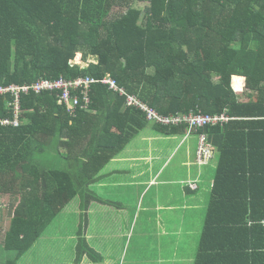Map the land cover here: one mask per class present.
Returning a JSON list of instances; mask_svg holds the SVG:
<instances>
[{"label": "trees", "instance_id": "trees-1", "mask_svg": "<svg viewBox=\"0 0 264 264\" xmlns=\"http://www.w3.org/2000/svg\"><path fill=\"white\" fill-rule=\"evenodd\" d=\"M78 55L85 67L74 64ZM107 77L163 116L232 118L197 132L218 152L219 167L196 264L252 262L264 249V0H0V88L98 82L90 110L74 117L57 93L22 97L18 128L2 126L14 108L0 97V196L17 201L0 264L29 255L77 197L100 201L90 186L148 126L186 133L151 123L99 84ZM234 77L239 91L245 82L243 93ZM54 158L70 169L49 168ZM5 253L18 259L5 263ZM77 253V264L100 260L84 228Z\"/></svg>", "mask_w": 264, "mask_h": 264}, {"label": "crops", "instance_id": "crops-1", "mask_svg": "<svg viewBox=\"0 0 264 264\" xmlns=\"http://www.w3.org/2000/svg\"><path fill=\"white\" fill-rule=\"evenodd\" d=\"M198 146L196 133L167 136L148 126L90 186L100 201L89 203L86 211L81 206L73 220L61 221L69 234L55 236L52 246L29 254L32 261L25 264H77L81 228L100 257L97 263L85 257L81 264H196L219 167L218 154L199 165ZM131 207L137 214L129 220ZM82 212L85 224L79 220ZM251 256L246 264H264V249Z\"/></svg>", "mask_w": 264, "mask_h": 264}, {"label": "built area", "instance_id": "built-area-1", "mask_svg": "<svg viewBox=\"0 0 264 264\" xmlns=\"http://www.w3.org/2000/svg\"><path fill=\"white\" fill-rule=\"evenodd\" d=\"M98 82L92 79H78L75 81H67L64 79L57 81L42 80L32 86H11L0 88V97L10 96L12 106L14 108V119L4 120L2 126L18 128L20 126V114L22 97H30L33 95L40 96L46 93H57L59 104L64 106L71 116H76L78 108L90 110L91 89L92 86ZM102 86L114 92H118L121 96L127 97V104L129 106L137 107L147 114L148 120L155 123L158 127L165 128H186L188 135H192L200 130L224 125L231 121L228 115H210V114H194L189 115L178 114L172 116H163L156 109L149 104L140 100L137 96L129 95L124 88H119L115 81L107 77L100 81ZM214 159V149L208 145L207 139L204 135L199 136V146L197 151V162L199 165L209 164ZM197 188L196 185L193 186Z\"/></svg>", "mask_w": 264, "mask_h": 264}, {"label": "rangeland", "instance_id": "rangeland-1", "mask_svg": "<svg viewBox=\"0 0 264 264\" xmlns=\"http://www.w3.org/2000/svg\"><path fill=\"white\" fill-rule=\"evenodd\" d=\"M137 6L144 9L146 8L147 4L140 3ZM78 57L79 55L77 56L74 64L85 67V64L82 62V55H80L79 60H78ZM94 61H95L94 59L91 60V62H94ZM235 78L236 77H234L235 91L243 93L246 90L245 82L243 84L242 90L239 91L241 87L235 86ZM217 154H218L217 152L214 153V155H217ZM48 167L53 168V169L67 170V171L70 169L69 163H67L65 160H61L60 158L52 159ZM83 198L84 200H86L87 196L84 195V196L77 197L74 201H72L70 204H68L63 209V211L58 215V217L55 220V222L58 221L57 224H54L55 223L54 222L53 224L55 226H52L53 225L52 224L48 228V230L44 233V235L42 236L38 244L32 249V251L30 252V255L33 253L46 251V247L52 246V244H50L52 241L58 240V238H54L55 236L57 235L66 236L69 234L67 229L63 228V225H65V223H61V221L73 220L77 209L80 211L81 206H88L86 201L83 200ZM16 204H17V201L11 198L10 196H0V244L3 242L6 232L9 230L10 221H11L10 220V209L12 208V206H15ZM83 211L85 210L83 209ZM83 214L84 213L82 212V215L79 216V220L80 221L84 220V224H85L86 217H85V214L84 215ZM136 214H137L136 210H134L132 207L128 208L127 215H128L129 220L131 217L135 218ZM39 247L41 248L39 249ZM30 255L22 258L18 264L31 263L32 260H30ZM16 259H18V256L15 253H5L3 262L5 260V263H8L9 261L11 262ZM53 264H56V263L53 261Z\"/></svg>", "mask_w": 264, "mask_h": 264}, {"label": "bare ground", "instance_id": "bare-ground-1", "mask_svg": "<svg viewBox=\"0 0 264 264\" xmlns=\"http://www.w3.org/2000/svg\"><path fill=\"white\" fill-rule=\"evenodd\" d=\"M79 58H80V55H79V57H78V60H79ZM209 144V143H208ZM212 147V146H211Z\"/></svg>", "mask_w": 264, "mask_h": 264}]
</instances>
